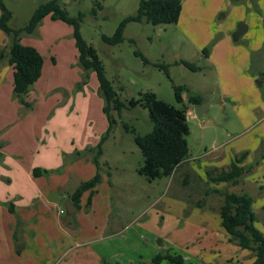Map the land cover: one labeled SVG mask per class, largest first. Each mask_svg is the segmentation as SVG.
Returning a JSON list of instances; mask_svg holds the SVG:
<instances>
[{"label":"rangeland","instance_id":"374dc122","mask_svg":"<svg viewBox=\"0 0 264 264\" xmlns=\"http://www.w3.org/2000/svg\"><path fill=\"white\" fill-rule=\"evenodd\" d=\"M3 1L11 12L9 25L17 28L24 26L36 7L48 0ZM59 1L71 16H76L80 11L85 13L81 33L96 48L106 75L122 101L128 103L132 98L141 97L142 93L153 92L158 99L175 106H180V103L176 100L174 85L186 87L182 95L184 103L189 104L192 93L203 91L204 95H211L216 77L213 73L194 72L183 64L174 62L184 59L205 65L203 48L197 49V43L205 45L204 48L209 51L219 28L229 26V21L234 23L235 9L241 11L247 2L258 7L257 0H181L182 11L177 23L154 25L132 21L125 27L123 41L110 45L103 36H111L126 16L135 14L140 0ZM238 1L243 5L240 6ZM94 8L96 12H91ZM44 20L34 34L24 35L21 42L37 46L48 56L47 61L51 60L53 54L58 60L54 68L53 85H61L56 93L61 91L67 93L66 96L69 93L71 103L58 108L55 114L77 113L78 110L74 108L75 98L82 99V95L80 97L77 92L86 87L88 98L79 110L89 118L87 127L96 131L103 128V135L107 129V119L101 110L104 100L100 95L95 73L90 72L86 85H80V80H74L76 75L77 79L81 77L82 80L83 69L80 70L78 61L75 63L77 48L72 26L60 20L54 21L49 16ZM241 22L244 21L240 20L236 24L237 28ZM242 36L235 40L232 34L234 42L241 41ZM136 52L150 62L171 65L166 72L146 63ZM78 69L82 71L81 74ZM36 92L37 89L34 93ZM44 110L43 105L38 107V112L43 113ZM13 111L16 112V109ZM192 114L188 116V158L172 175L148 180L137 171L143 163V154L131 131L135 129L137 133L145 134L152 129L148 108L138 104L123 109L121 114L113 112L116 123L102 144L100 171L105 174L104 185L108 186L109 180L113 183L110 184L113 189L106 205L114 212V220L124 229L121 237L104 240L107 243L113 242V245L122 238L128 239L127 256L134 259V264L150 261L155 253L164 251L181 255L186 264H224L228 259H233L234 264H251L252 252L240 248L231 240L221 224L220 207L224 199L221 192L250 194L253 197L255 225L264 233V168L260 164L263 153H247L242 165L246 169L252 168L240 183L233 185L213 181L207 175L208 171L225 170L241 155L242 152L235 147L238 141H229L231 136L227 131L229 129L232 135L236 134L242 130V123L229 104L223 109L214 102L208 111L198 114L194 108ZM125 123L130 130L124 128ZM104 162L108 165H104ZM70 164L73 162L66 161L60 166L66 169V176L75 175V164L65 168ZM83 164L81 163L85 170L86 165ZM86 170H90V167H86ZM49 173L50 171L42 175L47 177L51 174ZM77 180L80 182V179ZM74 182L78 183L76 180ZM99 199L96 202L97 208L101 207L104 199L102 185ZM63 206L65 208V203ZM90 206L85 204L83 209ZM128 258L124 263H111L128 264Z\"/></svg>","mask_w":264,"mask_h":264},{"label":"crops","instance_id":"0c3cea01","mask_svg":"<svg viewBox=\"0 0 264 264\" xmlns=\"http://www.w3.org/2000/svg\"><path fill=\"white\" fill-rule=\"evenodd\" d=\"M263 1L257 0L258 7H254L250 2L244 4L245 6L241 1L237 2L244 7L242 6L241 11L235 9L234 23L229 21V26L224 25L215 33L212 39L214 44L208 55H203L205 65L197 70L204 74L213 73L216 77L213 91L211 95H204L203 91L196 92L203 97L206 96L202 103L205 104L204 112L208 111L214 102L223 109L228 104L231 106L242 123V130L232 135L228 129L227 132L231 136L229 141L237 140L236 150L242 153L262 152L263 158L260 162L262 168H264ZM240 20L246 22V30L239 36L240 38L243 35L241 41L234 42L232 34L237 30L236 24ZM7 42L8 38L1 30L0 47ZM204 46L197 43V49H204ZM33 47L38 49L37 46ZM38 51L43 55L44 62L40 77L25 97L26 101L31 103L30 109H26L14 96L13 66L6 59L0 60V264H104V260L110 263H124L129 253L128 239L122 238L119 243L113 245H111L113 242L107 243L104 240L121 237L124 229L118 225L117 220H114V212L106 205L113 189L110 188V184L113 183L109 180V185H104L105 174L101 173L102 180L94 187L96 193L91 197L90 208L83 209L87 204L90 190L82 194L80 208L70 198L77 186L86 178V180L92 178L97 171L92 162V152L81 157L76 152H84L87 148L94 147L102 138L103 128L101 131L88 128L89 118L79 110L81 104L85 105L88 98L86 87L77 92L80 97L82 95V99L75 98L74 108L78 110L77 113L55 114L58 108L71 103V97L69 93L68 96L61 91L56 93L61 85H53L54 68L58 62L56 56L53 54L51 60L47 61L48 56L40 49ZM76 53L77 64L78 50ZM77 78L78 75L74 80L81 81V77ZM41 105L45 107L43 113L38 112ZM194 108L197 109L198 106L189 105L188 111L194 113ZM24 109L29 111L26 112ZM101 110L103 112V106ZM192 116L196 117L195 114ZM108 125L107 119L106 128ZM252 129L255 131L251 132ZM244 160L245 158L241 165ZM66 161H72L73 164L66 165L65 168L74 164L77 166L73 172L75 175H65L66 169L60 166ZM81 163L86 165L85 170ZM103 164L108 165L107 162ZM86 167H90V170L87 171ZM34 168L49 170L51 174L49 173L47 177L36 176L33 173ZM108 174L111 176L110 172ZM77 179H80V182ZM75 180L78 183L74 182ZM101 185L104 199L101 207L97 208L96 202L100 200ZM68 201H72L77 207L73 214H68L66 207L63 206ZM128 259V264H134L131 256Z\"/></svg>","mask_w":264,"mask_h":264},{"label":"trees","instance_id":"16d2710c","mask_svg":"<svg viewBox=\"0 0 264 264\" xmlns=\"http://www.w3.org/2000/svg\"><path fill=\"white\" fill-rule=\"evenodd\" d=\"M182 11L181 0H140L135 14L126 16L118 25L111 36L104 35L106 43L115 45L123 41L124 30L127 23L132 21L147 22L151 24L177 23ZM91 12H96L95 8ZM52 20H61L73 28V38L78 50V65L83 69V78L80 85L86 84L90 72H94L99 83L100 95L103 97V112L105 113L109 125L101 140L84 152L77 151L78 156H85L92 152V162L97 171L95 175L81 182L70 198L75 205L80 208L82 194L90 190L87 205L91 203V197L96 192L94 187L102 180L100 171V157L103 153L102 144L110 135L116 119L113 112L118 114L123 109L143 105L149 110V118L152 122V129L139 134L132 129L135 143L143 154V163L138 168L139 174L148 180H153L162 176L172 175L189 155V145L187 135L189 125L187 111L189 104L199 106L204 102V97L200 94L192 93L189 96V104L184 103L182 92L186 90L183 85H174L176 100L180 106H175L164 100L158 99L153 92L142 93L139 98H132L128 103L122 101L115 91L112 82L106 75L105 67L99 58L96 48L88 43L81 33V22L85 13L80 11L76 16L69 15L65 6L59 0H48L39 4L31 15L29 21L22 27L13 28L9 25L11 12L3 0H0V29L8 36V42L0 47V60L6 59L14 69L13 93L24 105L26 109L31 108V103L25 97L32 89L34 82L40 77L44 62L43 55L37 48L25 45L21 42L24 35H31L36 32L46 17ZM205 56L208 55V48L202 50ZM146 63L168 71L171 64L150 62L140 53ZM175 64H183L192 71L202 69V66L195 62L180 59ZM124 128L130 130L125 123ZM247 153H242L236 157L229 167L220 172L210 170L207 175L213 181L226 182L236 185L241 182L247 171L240 163ZM49 170L34 168V175L48 173ZM223 203L220 207L221 224L231 240H234L242 249L252 252L253 262L251 264H264V233L255 225V213L253 211V197L247 192L236 193L230 191L221 192ZM20 251L19 249H17ZM104 264H111L104 260ZM138 264H186L183 257L170 251L156 253L150 261H141ZM224 264H234L233 259L227 260Z\"/></svg>","mask_w":264,"mask_h":264},{"label":"water","instance_id":"95a60500","mask_svg":"<svg viewBox=\"0 0 264 264\" xmlns=\"http://www.w3.org/2000/svg\"><path fill=\"white\" fill-rule=\"evenodd\" d=\"M246 30V24L241 22L238 25L237 30L233 33V38L235 40H237L239 38V36ZM205 109V104H201L200 106H198L197 108V113L198 114H202L204 112ZM66 207V212L68 214H73L77 211V207L74 205V203L72 201H68L65 205Z\"/></svg>","mask_w":264,"mask_h":264},{"label":"built area","instance_id":"2783aa9c","mask_svg":"<svg viewBox=\"0 0 264 264\" xmlns=\"http://www.w3.org/2000/svg\"><path fill=\"white\" fill-rule=\"evenodd\" d=\"M191 114H192V112H191V111H187V117H188V116H190ZM195 116H196V115H195ZM61 212H63V213H64V212H65V210H61Z\"/></svg>","mask_w":264,"mask_h":264}]
</instances>
